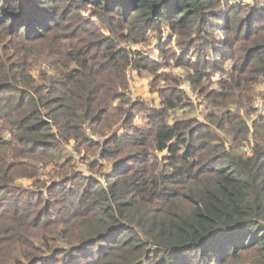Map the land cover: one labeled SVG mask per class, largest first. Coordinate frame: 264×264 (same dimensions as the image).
Segmentation results:
<instances>
[{"label": "trees", "instance_id": "trees-1", "mask_svg": "<svg viewBox=\"0 0 264 264\" xmlns=\"http://www.w3.org/2000/svg\"><path fill=\"white\" fill-rule=\"evenodd\" d=\"M263 83L264 0H0V264H264Z\"/></svg>", "mask_w": 264, "mask_h": 264}, {"label": "rangeland", "instance_id": "rangeland-1", "mask_svg": "<svg viewBox=\"0 0 264 264\" xmlns=\"http://www.w3.org/2000/svg\"><path fill=\"white\" fill-rule=\"evenodd\" d=\"M165 39H168V37H165ZM152 41H155V40L153 39ZM137 47H139L143 51L150 53L153 56L157 55V50L155 48L154 42L150 45L139 44ZM168 70H169V67H168ZM172 71L174 73H178L179 69L175 68ZM150 84H151V79L148 76L141 77L136 72H134V74L132 75V84H131V95L133 99L136 100L138 98H142L145 100H149L151 103H154L155 96L150 91V87H151ZM183 86L186 87L185 84ZM258 90L264 91V83L258 86ZM262 98H263V95H260L257 99L259 106L261 105Z\"/></svg>", "mask_w": 264, "mask_h": 264}]
</instances>
